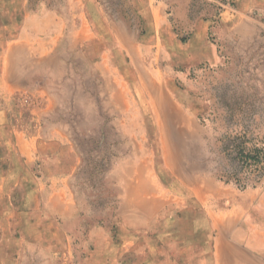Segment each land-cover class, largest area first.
I'll return each instance as SVG.
<instances>
[{"label":"rangeland","instance_id":"1","mask_svg":"<svg viewBox=\"0 0 264 264\" xmlns=\"http://www.w3.org/2000/svg\"><path fill=\"white\" fill-rule=\"evenodd\" d=\"M241 8L0 0V264H264L239 149L264 147V4Z\"/></svg>","mask_w":264,"mask_h":264},{"label":"crops","instance_id":"2","mask_svg":"<svg viewBox=\"0 0 264 264\" xmlns=\"http://www.w3.org/2000/svg\"><path fill=\"white\" fill-rule=\"evenodd\" d=\"M73 1V0H70V2ZM78 1H91V0H78ZM241 5H242V8L241 10H247L248 8H250L251 6H253L254 2L255 3H258L259 5H263L264 4V0H237ZM44 15V13L41 14V12H38L37 14H35L33 17L34 19H36V21L39 22V25L41 24L40 20H43L44 18H42L41 16ZM48 15H51L53 16L54 14L52 13H48ZM29 17L26 16L25 17V20L28 19ZM252 19L250 17H247L245 15H242V18H240L239 22L234 25L236 30L241 33L242 36H247V35H250V26H253L252 24ZM191 176H194V177H199V179H202V178H207V177H201L200 174H184L183 176V179H182V183L183 185L185 186V179L187 177H191ZM209 179V178H208ZM205 183V182H199V187H202V184ZM64 193L67 194V191L66 189H64ZM60 194H56V196H51V205H50V211H51V214L53 216H56V214H65V210L67 207H65L63 204H62V201H61V198H60ZM163 197V196H162ZM160 197V198H162ZM50 203V202H49ZM167 205L166 201L165 202H162L160 204V208L162 209L163 207H165ZM159 208V209H160ZM67 211V210H66ZM147 225V224H146ZM152 261L150 263H146V264H157V260L155 257H152L151 259ZM155 262H154V261Z\"/></svg>","mask_w":264,"mask_h":264},{"label":"trees","instance_id":"3","mask_svg":"<svg viewBox=\"0 0 264 264\" xmlns=\"http://www.w3.org/2000/svg\"><path fill=\"white\" fill-rule=\"evenodd\" d=\"M239 149L245 152L248 166L255 165L257 167V164L259 165L262 162V158H264V147H249L243 144L240 145ZM251 159H253V163L249 162Z\"/></svg>","mask_w":264,"mask_h":264},{"label":"bare ground","instance_id":"4","mask_svg":"<svg viewBox=\"0 0 264 264\" xmlns=\"http://www.w3.org/2000/svg\"><path fill=\"white\" fill-rule=\"evenodd\" d=\"M224 249H226L225 250L226 253H228V252H236L235 251L236 247L232 243L230 245L227 244Z\"/></svg>","mask_w":264,"mask_h":264}]
</instances>
